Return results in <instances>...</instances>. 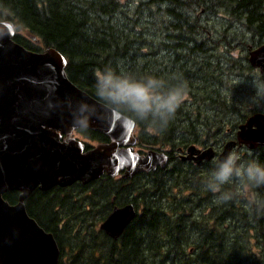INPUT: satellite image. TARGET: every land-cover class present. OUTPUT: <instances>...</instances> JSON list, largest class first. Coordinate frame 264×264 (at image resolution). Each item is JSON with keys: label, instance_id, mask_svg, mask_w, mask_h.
Here are the masks:
<instances>
[{"label": "trees", "instance_id": "trees-1", "mask_svg": "<svg viewBox=\"0 0 264 264\" xmlns=\"http://www.w3.org/2000/svg\"><path fill=\"white\" fill-rule=\"evenodd\" d=\"M209 15L213 16L212 21ZM4 20L13 23L12 40L24 49L40 51L29 40L32 36L43 48H52L62 55L67 79L102 104L104 102L95 94L96 73L106 68L136 76L152 74L169 82L181 77L186 84V94L166 129L161 131L150 122L134 124L139 130L138 144L167 149V165L172 160L170 152L177 155L178 149L205 142L202 140L218 131L222 115L241 112L226 105L219 89H211L219 83L218 76L222 72L217 65L208 63L207 53L211 51L208 46L211 44L212 50L216 46L224 50L237 46L246 51L243 62L230 55L224 61L229 71L247 72L252 70L246 61L247 50L264 44V0H0V21ZM215 26L218 27L216 34ZM218 38L223 41L216 45ZM204 84L206 88L198 87ZM78 132L94 142H107L97 132L86 129ZM184 133L192 138L178 136ZM257 160L264 164V148ZM210 162L192 164L193 167L190 162L185 164L188 171L195 174V166ZM165 168L129 179L103 175L85 186L73 184L67 188L35 190L24 201L25 211L53 236L59 250L57 264H163L164 261L170 264H264V210L249 208L247 214L237 203H231L218 216L213 207L215 214L199 221L210 220L211 226L204 228L192 244V252L186 253L181 241L187 208L183 207L182 211L175 208L164 215L144 198L147 193L151 197H162L178 186L175 176L179 171L171 168L168 183L162 180ZM193 174L186 181L191 196L185 197L183 203L177 204L175 200L173 204L182 206L195 197V206L200 207L198 202L208 190ZM143 177L149 186L137 183ZM226 186V191H232ZM73 189L79 193L89 190L94 198L104 199L107 214L114 206L131 203L136 215L116 240L92 228L89 232L93 234L83 232L64 245L61 232L65 221L69 220L70 208L69 213H72L73 203L68 195ZM251 192L264 199V187ZM17 195L8 192L2 198L14 204ZM139 203L143 205L140 213L137 211ZM226 218L235 220L242 230H255L261 239L259 258L253 260L237 241L244 234H229L232 239L227 242L228 235L222 233L227 227Z\"/></svg>", "mask_w": 264, "mask_h": 264}, {"label": "water", "instance_id": "water-1", "mask_svg": "<svg viewBox=\"0 0 264 264\" xmlns=\"http://www.w3.org/2000/svg\"><path fill=\"white\" fill-rule=\"evenodd\" d=\"M13 35V23L0 21V264H57L59 250L53 236L25 211L24 201L34 190L84 186L102 175L129 179L163 169L168 158L157 150L133 151L137 137L129 118L75 87L57 51H28L13 42ZM246 61L264 77V44L248 49ZM81 101L94 113L83 129L107 139L86 150L71 137L80 129L73 126V117ZM240 146L247 150L264 146L263 113L246 117L234 140L225 142L217 154L209 146L189 145L177 151L180 161L198 165ZM8 192L18 193L14 204L2 198ZM135 215L131 203L114 206L98 229L116 240Z\"/></svg>", "mask_w": 264, "mask_h": 264}, {"label": "rangeland", "instance_id": "rangeland-1", "mask_svg": "<svg viewBox=\"0 0 264 264\" xmlns=\"http://www.w3.org/2000/svg\"><path fill=\"white\" fill-rule=\"evenodd\" d=\"M208 19L210 21L213 20V16L209 15ZM218 27L215 26L214 28V34H216ZM21 35H24V32H18ZM216 38V37H215ZM218 44L219 41H223L222 39L215 40ZM39 48L41 51L43 47L38 44L35 45ZM215 50H212V45L210 44L208 46L207 55L210 57L209 62L213 65H217L221 69V74L219 77V83L215 84V86H211V89L217 88L220 90L221 95L225 98L226 105L228 107H234L235 109H240V113H226L222 115V120L220 123V126L218 127V131L214 133L211 137L208 139L205 138L202 141H205L201 144H197L196 146L199 148L204 147H212L216 153L221 151V146L224 142L228 141L229 137L233 136L236 132V127L243 122V118L251 115L255 112H264V87L261 88V93L259 95L256 94V90L253 86V83H255L258 80H264V77L260 75L257 70L252 69L251 71L242 72L239 70L235 71H229L228 70V63L224 61L225 58H227L229 55L232 57H235L236 59H241V62L245 61L243 58L246 56V51H242L239 49V47L234 46L233 48H229L224 50L223 48H218L216 46ZM212 61V62H211ZM246 63V62H245ZM229 72V73H228ZM198 85V84H197ZM200 88H206V85H200L198 86ZM211 91V90H210ZM202 94V93H201ZM243 106V107H242ZM212 114H215L211 111ZM243 114V118H240V115ZM202 132L199 133L201 135ZM134 135L136 137H139V130H136ZM72 136L77 139L78 141L82 142L86 147H93L97 144V142L92 141L91 139L85 138L80 133H73ZM179 137H182L183 139H191L192 136H190L187 133H184L182 135L178 134ZM207 139V140H206ZM157 150L166 153V148H161L160 146L150 147L145 146L144 144H138V146H135L133 151L138 153H145L147 150ZM232 151H239L241 156L248 158L249 156H252L256 159V154L253 151H248L243 147H239L236 149H233ZM172 155V160L169 162V164L165 168V174L162 176V180L166 179L168 183L170 182L169 176L171 173V168L176 167V169L179 171L178 174L175 176V178L178 179V186L172 188V193L168 192L167 195L159 196V197H151L150 193L145 194L144 198L146 202H148L153 208H155L160 214H170L173 209H180L183 210V207L187 208V211L185 212L184 216V227H183V240L182 242V248L186 251V253L192 252V244L196 241L197 237L204 231V228H207L208 226H211V221L208 222H199L203 221L205 218H210L211 215L215 214V211L212 210L213 207H216V215H221L225 210H227L230 207V204L237 203L240 207H242L243 212L249 214L250 209L248 207L249 201L253 199L254 196H256L255 193L245 190L241 191L236 187V184H229L228 186L231 188L233 192L236 193L234 198L231 201H228L226 203H217L216 202V193L208 191L206 195L201 196L199 200L200 207L197 208L195 206V197H192V200L190 203H185L182 206H177V204L183 203V199L187 196H191L190 191L187 190L188 188L186 181L188 182V179L191 178V174L193 172H189L188 168L186 167V162H182L178 159L176 154ZM215 160V159H214ZM213 160V161H214ZM213 161L210 163H203L200 166H195V174L194 178L198 179V183L200 185H204V180L206 173L211 169L213 165ZM173 164L172 167H170ZM180 164V165H179ZM192 166V164H191ZM193 167V166H192ZM117 179V177H116ZM194 181H197L195 180ZM137 183H142L145 185H148L146 182V178L143 177L137 181ZM149 186V185H148ZM225 187H227L225 185ZM149 188V187H148ZM225 190V188H224ZM70 195H68L69 201H71L72 204V213L68 212L69 220L66 222V225L64 227V230L61 232V238L62 243L65 245L73 237H76L77 235L86 232L87 234H93L94 232L90 233V229H95L97 231H100L98 229V225L100 222L104 219L103 217L106 216V212L104 211L105 207V201L101 197L94 198L90 191L87 190L86 192L79 193L76 190H71ZM109 197V195H108ZM130 198V197H129ZM176 200V203L173 204ZM109 201V200H108ZM125 199H122V202H124ZM143 208L142 204H138L137 211L138 213L141 212V209ZM231 213V212H230ZM227 220V227L225 228V231L223 230V235H228L226 237L227 242H230L232 239L229 237L233 234H244L243 238H237V241L241 242V246L244 250H247L250 254V257L254 260L256 258H259V252L261 248V239L256 235V232L254 229H248L242 230L240 229L239 225L236 224L235 220H232L230 218H226ZM195 222L196 226L192 227V224ZM197 222V223H196ZM237 225V226H236ZM230 230H235L233 233ZM230 234V235H229ZM156 236H159L162 238V235L156 234ZM239 237V236H238ZM163 239V238H162ZM167 248H170L168 246ZM171 249V248H170ZM63 250L66 252V249L63 248ZM243 254L240 255V258L243 259ZM157 261V257L154 259ZM163 264H170L169 261H164Z\"/></svg>", "mask_w": 264, "mask_h": 264}, {"label": "clouds", "instance_id": "clouds-1", "mask_svg": "<svg viewBox=\"0 0 264 264\" xmlns=\"http://www.w3.org/2000/svg\"><path fill=\"white\" fill-rule=\"evenodd\" d=\"M253 86L259 95L264 80L256 81ZM95 94L107 107L127 116L133 124L150 122L163 131L183 102L186 84L179 76L169 82L152 74L136 76L106 68L96 73ZM93 114L92 106L79 102L74 110L73 126L86 128ZM233 183L241 191L264 187V164L252 156H241L239 151H229L216 158L206 173L205 189L217 194V203H226L236 193L224 190V186ZM248 207L264 210V199L254 196Z\"/></svg>", "mask_w": 264, "mask_h": 264}, {"label": "flooded vegetation", "instance_id": "flooded-vegetation-1", "mask_svg": "<svg viewBox=\"0 0 264 264\" xmlns=\"http://www.w3.org/2000/svg\"><path fill=\"white\" fill-rule=\"evenodd\" d=\"M42 51V50H41ZM41 51L37 52V53H40ZM260 113H264V112H260ZM264 148V146H260V147H257L253 152H255L256 154V159L258 158L259 154H260V151Z\"/></svg>", "mask_w": 264, "mask_h": 264}]
</instances>
